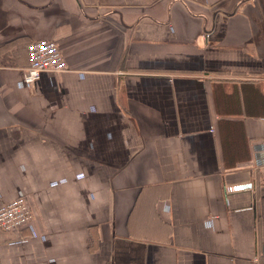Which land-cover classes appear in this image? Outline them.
Segmentation results:
<instances>
[{"label": "crops", "instance_id": "0c3cea01", "mask_svg": "<svg viewBox=\"0 0 264 264\" xmlns=\"http://www.w3.org/2000/svg\"><path fill=\"white\" fill-rule=\"evenodd\" d=\"M37 39L68 71L28 88ZM19 195L0 264H264V0H0V206Z\"/></svg>", "mask_w": 264, "mask_h": 264}, {"label": "built area", "instance_id": "2783aa9c", "mask_svg": "<svg viewBox=\"0 0 264 264\" xmlns=\"http://www.w3.org/2000/svg\"><path fill=\"white\" fill-rule=\"evenodd\" d=\"M28 65L23 70V83L33 87L44 72L68 71L64 57L54 41H32L27 46ZM232 191V189H229ZM33 220L27 198L19 195L0 206V232L17 233Z\"/></svg>", "mask_w": 264, "mask_h": 264}, {"label": "water", "instance_id": "95a60500", "mask_svg": "<svg viewBox=\"0 0 264 264\" xmlns=\"http://www.w3.org/2000/svg\"><path fill=\"white\" fill-rule=\"evenodd\" d=\"M236 8H237V7H236ZM217 13H220L223 17H229V16H231V15L233 14V11L228 13V12H224V11H221V10L216 9V11H215V15H216ZM210 32H211V31H206V32L204 33V39H205L206 41L209 40ZM38 40H39V39H37V40H35V41H38ZM249 186H250V185H242V186H239L238 189L248 188Z\"/></svg>", "mask_w": 264, "mask_h": 264}]
</instances>
